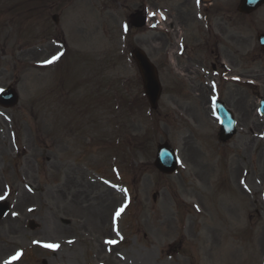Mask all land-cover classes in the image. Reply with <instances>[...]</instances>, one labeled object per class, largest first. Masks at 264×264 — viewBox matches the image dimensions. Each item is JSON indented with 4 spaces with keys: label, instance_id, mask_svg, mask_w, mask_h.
Returning <instances> with one entry per match:
<instances>
[{
    "label": "rangeland",
    "instance_id": "rangeland-1",
    "mask_svg": "<svg viewBox=\"0 0 264 264\" xmlns=\"http://www.w3.org/2000/svg\"><path fill=\"white\" fill-rule=\"evenodd\" d=\"M20 1L0 0V90L19 94L0 107V200L11 205L0 264H264V120L242 53L238 74L182 75L169 67L167 0H35L10 12ZM138 13L150 19L141 29ZM134 47L159 69L156 111ZM216 96L239 123L226 144ZM163 142L180 158L172 176L154 167Z\"/></svg>",
    "mask_w": 264,
    "mask_h": 264
},
{
    "label": "flooded vegetation",
    "instance_id": "flooded-vegetation-1",
    "mask_svg": "<svg viewBox=\"0 0 264 264\" xmlns=\"http://www.w3.org/2000/svg\"><path fill=\"white\" fill-rule=\"evenodd\" d=\"M237 1L167 0L169 67L188 76H205L208 70L238 74L233 68L241 52L248 61L245 74L254 89L252 110L258 116V101L264 100V4L243 14ZM240 26L250 31V49L244 46L248 39Z\"/></svg>",
    "mask_w": 264,
    "mask_h": 264
},
{
    "label": "water",
    "instance_id": "water-1",
    "mask_svg": "<svg viewBox=\"0 0 264 264\" xmlns=\"http://www.w3.org/2000/svg\"><path fill=\"white\" fill-rule=\"evenodd\" d=\"M264 0H242L239 5L241 12H250V5H258ZM53 19L58 23V16ZM146 24V19L142 15L133 17L132 25L141 28ZM132 57L135 59L139 68L145 95L153 109H157L158 100L160 98L162 87L158 77V71L155 65L151 62L147 54L141 48H134ZM18 94L12 87H8L0 93V105L6 108L14 107L18 103ZM264 103L261 104V111H263ZM216 111L221 119V132L220 140L226 142L233 137L236 133V121L233 114L226 108L222 102L216 103ZM155 167L164 174H173L176 172L179 162L176 152L169 146L168 143L158 145L157 154L155 158ZM157 195L154 194L153 198L156 199ZM9 205L6 202H0V220L9 212Z\"/></svg>",
    "mask_w": 264,
    "mask_h": 264
},
{
    "label": "snow or ice",
    "instance_id": "snow-or-ice-1",
    "mask_svg": "<svg viewBox=\"0 0 264 264\" xmlns=\"http://www.w3.org/2000/svg\"><path fill=\"white\" fill-rule=\"evenodd\" d=\"M56 59H58V56H53L52 59H51L50 61H45V62H46V63H52V62H54ZM122 211H123V209L121 208L120 210H118V211L116 212V215L119 216V215H120V212H122ZM110 242H111V241H110ZM113 243H114V242H113ZM46 247H49V248H56V247H58V245H55V244H48V245H46ZM19 255H20V254L17 253V255L14 256V257H12L11 259L15 260V259L18 258ZM5 264H9V262H8V261H5Z\"/></svg>",
    "mask_w": 264,
    "mask_h": 264
}]
</instances>
